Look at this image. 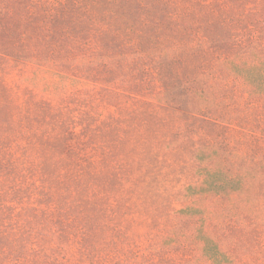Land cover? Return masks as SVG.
I'll use <instances>...</instances> for the list:
<instances>
[{"label": "rangeland", "instance_id": "374dc122", "mask_svg": "<svg viewBox=\"0 0 264 264\" xmlns=\"http://www.w3.org/2000/svg\"><path fill=\"white\" fill-rule=\"evenodd\" d=\"M82 1L91 2L0 0V128L21 124L26 133L23 139L8 132L14 139L0 158V264H35L31 258L48 253V244L22 228L36 224L30 219L24 225V212L38 207L42 181L26 171L31 163L20 148L34 156L30 142L41 137L40 125L53 111L67 113L75 105L92 107L100 117L68 130L83 147V194L81 200L74 194L63 200L70 211L49 236L59 252L44 253V264H198L203 246L195 240L208 237L219 264H230V258L234 264H264V188L258 187L264 185V96H254V87L237 82L233 72L214 85L213 105H203L217 120L187 117L176 105H144L137 96L116 97L124 89L120 82L105 90L81 64L86 53L79 45L89 40L72 28L78 13L86 21L88 10L73 8ZM156 4L148 1V10H157ZM179 5L200 29L230 23L231 59L242 56L252 65L254 57L264 58V0ZM202 168L233 176L257 172L250 185L256 222L244 193L190 194V186L200 185ZM60 169L65 185L66 168ZM186 208L194 209L191 216L181 214Z\"/></svg>", "mask_w": 264, "mask_h": 264}, {"label": "trees", "instance_id": "16d2710c", "mask_svg": "<svg viewBox=\"0 0 264 264\" xmlns=\"http://www.w3.org/2000/svg\"><path fill=\"white\" fill-rule=\"evenodd\" d=\"M148 1L91 0L90 5L84 1L74 3L75 11L81 7L88 10L86 21L77 14L72 29L82 30L89 40L86 47L79 45V51L86 53L81 64L89 72V78L101 82L105 90L110 82H120L124 89L121 93H115L116 97L137 96L140 97L137 101L144 105L167 108L176 105L187 117H197L199 120L220 118L210 113L209 108H203V105H213L214 85L224 84L233 72L237 82L254 87V96H264V58L254 57L255 63L252 65H248L242 56L231 59L229 51L233 39L230 23L218 22L216 28L200 29L189 21V9L179 5L181 2L189 3V0H155L157 4L153 8L157 10L151 12L147 7ZM236 62L241 64L236 66ZM245 67L251 73H246ZM156 83L159 85L158 90L155 88ZM75 106L74 110H67V113L60 109L53 111V118L40 125L38 132L41 137L30 142L34 145V156L28 148H20L24 155L28 152L25 162L31 163L26 166V171L39 176L42 181L36 200L38 207L24 212L27 214L24 225L30 219L36 224L22 228L27 230L28 236H39L43 244H48V253H44L49 256L59 252L54 241L49 240L51 228L63 225L70 211L63 200L70 194L81 200L83 194V147L80 139L68 130L86 120L98 122L100 117L92 107L84 110L82 107L86 105ZM185 106H189L188 109ZM72 111H76L77 115H71ZM8 132L14 133V136L21 133L23 139L26 137L21 124L17 128L15 123L5 126V129L0 128V158L4 152L2 149L9 147L7 142L14 139ZM195 155L198 153L195 152ZM60 167L66 168L67 178L62 181L65 185L59 183ZM197 173L201 182L198 187L190 186L187 189L190 194L231 196L244 193L247 195L249 215L256 222L250 185L260 176L257 172L246 171L240 176H233L227 170L202 168ZM258 187L264 188V185L260 183ZM193 211L192 208H186L180 212L191 216ZM63 238L59 237L58 241ZM195 244L199 248L203 246L196 258L198 264L218 263L220 259L217 260L212 253L215 244L209 237L196 239ZM44 253L31 258V263L44 264V260L48 259ZM218 258H225V255ZM230 259V264H234L233 259Z\"/></svg>", "mask_w": 264, "mask_h": 264}]
</instances>
